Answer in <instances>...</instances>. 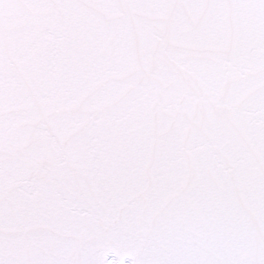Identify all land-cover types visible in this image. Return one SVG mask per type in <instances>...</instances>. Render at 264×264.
Segmentation results:
<instances>
[{
  "label": "snow or ice",
  "instance_id": "obj_1",
  "mask_svg": "<svg viewBox=\"0 0 264 264\" xmlns=\"http://www.w3.org/2000/svg\"><path fill=\"white\" fill-rule=\"evenodd\" d=\"M0 264H264V0H0Z\"/></svg>",
  "mask_w": 264,
  "mask_h": 264
}]
</instances>
